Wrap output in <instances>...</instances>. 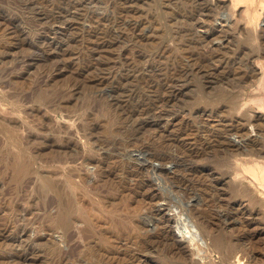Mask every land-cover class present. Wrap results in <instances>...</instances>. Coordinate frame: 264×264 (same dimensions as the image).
Masks as SVG:
<instances>
[{"label": "rangeland", "instance_id": "obj_1", "mask_svg": "<svg viewBox=\"0 0 264 264\" xmlns=\"http://www.w3.org/2000/svg\"><path fill=\"white\" fill-rule=\"evenodd\" d=\"M0 264H264V0H0Z\"/></svg>", "mask_w": 264, "mask_h": 264}, {"label": "bare ground", "instance_id": "obj_2", "mask_svg": "<svg viewBox=\"0 0 264 264\" xmlns=\"http://www.w3.org/2000/svg\"><path fill=\"white\" fill-rule=\"evenodd\" d=\"M192 2H193V1H192ZM205 3H207V2H205ZM41 6H42V5H41ZM200 12H201V11H200ZM189 41H190V40H189ZM208 46H209V45H208ZM207 48H208V47H207ZM222 57H223V56H222ZM214 65H215V64H214ZM184 66H185V65H184ZM193 66H194V65H193ZM184 68H185V67H184ZM216 71H217V70H216ZM220 75H221V74H220ZM242 77H244V76H242ZM242 77H241V78H242ZM246 81H247V80H246ZM240 82H242V81H240ZM240 82H239V83H240ZM183 83H184V82H183ZM236 83H237V82H236ZM129 89H130V88H129ZM168 89H170V88H168ZM168 89H167V90H168ZM174 89H175V88H174ZM154 91H155V90H154ZM176 93H177V92H176ZM152 97H153V96H152ZM158 98H159V97H158ZM167 98H168V96H167ZM159 99H166V98H159ZM159 101H161V100H159ZM174 101H175V100H174ZM165 103H166V102H165ZM139 105H140V104H139ZM161 106H162V105H161ZM161 106H159V107H161ZM166 106H169V104L166 105ZM155 107H156V106H155ZM159 107H158V108H159ZM152 109H153V108H152ZM164 109H165V108H164ZM174 110H175V109H174ZM198 110H199V109H198ZM204 110H205V109H203L202 111H204ZM164 111H165V110H164ZM204 112H205V111H204ZM146 113H147V112H146ZM170 113H171V114H170ZM134 114H135V113H134ZM141 114H142V113H141ZM131 115H132V114H131ZM162 115H163V114H162ZM170 115H172V112H169V111H168V112L166 113V116H170ZM135 116H136V115H135ZM130 118H131V117H130ZM145 118H146V117H145ZM150 118H151V117H150ZM159 118H160V116H159ZM161 118H163V117H161ZM166 118H167V117H166ZM141 119H142V118H141ZM138 120H139V119H138ZM142 120H143V119H142ZM142 120H141V121H142ZM146 120H147V119H146ZM149 120H150V119H149ZM160 121H161V119H160ZM143 122H144V121H143ZM137 127H139V126H137ZM237 128H240V127H237ZM232 129H233V128H232ZM234 129H235V128H234ZM234 129H233V130H234ZM240 129H243V128H240ZM236 130H237V129H236ZM238 131H239V129H238ZM230 132H232V131H231V128L228 130V133H230ZM233 132H234V131H233ZM233 132H232V134H233ZM238 145H239V143H238ZM233 148H234V147H233ZM235 149H240V147H239V146H238V147L235 146ZM241 149H242V148H241ZM228 150H229V149H228ZM156 153H157V151H156ZM158 154H159V153H158ZM165 154H166V153H165ZM84 156H85V155H84ZM84 156H83V157H84ZM154 156H157V154H154ZM150 157H152V155H151ZM152 158H153V157H152ZM165 158H166V157H165ZM172 161H173V160H172ZM164 162H165V161H164ZM136 171H137V170H136ZM255 178H256V177H255ZM261 186H262V185H261ZM153 242H154V241H153ZM155 243H156V242H155Z\"/></svg>", "mask_w": 264, "mask_h": 264}]
</instances>
